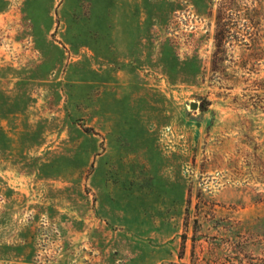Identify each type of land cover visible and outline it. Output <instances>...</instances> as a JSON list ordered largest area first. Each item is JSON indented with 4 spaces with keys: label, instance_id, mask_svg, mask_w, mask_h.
<instances>
[{
    "label": "rangeland",
    "instance_id": "1",
    "mask_svg": "<svg viewBox=\"0 0 264 264\" xmlns=\"http://www.w3.org/2000/svg\"><path fill=\"white\" fill-rule=\"evenodd\" d=\"M0 264H264V0H0Z\"/></svg>",
    "mask_w": 264,
    "mask_h": 264
},
{
    "label": "water",
    "instance_id": "2",
    "mask_svg": "<svg viewBox=\"0 0 264 264\" xmlns=\"http://www.w3.org/2000/svg\"><path fill=\"white\" fill-rule=\"evenodd\" d=\"M191 107H192V108H195L196 106H195V104H192Z\"/></svg>",
    "mask_w": 264,
    "mask_h": 264
}]
</instances>
